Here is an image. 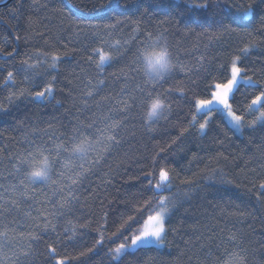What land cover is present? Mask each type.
I'll list each match as a JSON object with an SVG mask.
<instances>
[{
  "label": "trees",
  "instance_id": "1",
  "mask_svg": "<svg viewBox=\"0 0 264 264\" xmlns=\"http://www.w3.org/2000/svg\"><path fill=\"white\" fill-rule=\"evenodd\" d=\"M4 1L0 0V3ZM77 2L82 3L83 0ZM164 2L168 7L154 9L152 17H146L141 23L154 32L168 29L167 41L174 48L179 47L183 62L193 68L191 78L197 79V87H191L184 73H178L174 80H169L159 89L162 92L170 85L182 83L191 91L187 98L178 93L169 97L172 112L166 120L161 119L152 125L156 129L152 136L146 134L144 128L146 98L137 97L127 125L121 129L123 140L120 146L106 155L99 165H94L91 162L102 147L97 145L84 162L92 170L79 186L75 194L77 201L70 210L66 207L57 212L69 195V177L79 170L78 165L82 163L79 159L73 161L72 170H65V176L58 181L60 191L55 195L52 188L41 184L35 186L36 200L22 198L19 192H12L9 188L4 200L15 199L17 204L11 211L0 214V233L4 234L0 236L2 264H55L57 257L65 264H217V259L219 264H240L228 253L240 252L241 248L245 249L240 254L247 257V264H264V203L257 200V190L252 187L253 181L258 184L264 180V128L259 125L255 129L245 127L239 134L220 112L215 115L207 135L197 128H189L180 136L195 112V98H210L204 92L205 81L201 78L204 74L198 73L195 67L201 54L206 52L208 59L214 61V67L221 63L229 64L230 58L246 41L242 42L236 36L219 41L201 36L202 29L207 27L211 18L208 10L191 9L184 0ZM61 3H67V0H12L0 7V106L6 109L0 110V186L16 183L14 176L10 175L13 158L24 155L30 146L44 143L50 148L55 147L61 143V137L71 135L78 121L87 123L95 120L99 127H103L102 118L108 114V109L101 97L115 96L123 86H113L112 77L108 76L109 86L95 99L89 100V110H83L81 96L86 80L96 74L95 65L87 58L92 56L93 60L99 61L100 55L109 49L99 40L94 42L92 37L76 34L66 24L62 26V18L55 11ZM126 18L139 19V13L134 8L121 9L92 23ZM247 19L252 20L247 25L249 29L257 25V19L246 18V24ZM165 21L167 23H162ZM187 28H193L195 32L190 33ZM136 35L129 21L121 31L103 39L111 43L131 40ZM143 39L139 36L137 44ZM257 39L261 46L253 49L239 65L246 68L248 75L255 73L254 79L264 69V33L257 34ZM93 49H102L103 52ZM37 51L60 55L56 70L47 67L43 56L35 57L33 54ZM25 53L33 57L30 63L37 59L40 61L35 69V85L24 80L25 72L20 61L26 58ZM125 63V60H120L112 67L106 66V72H119ZM8 71L14 72L17 83H9L5 87L3 81ZM146 73H149L146 62L141 57L139 70L133 75L136 81H140L147 79ZM28 75L31 77L32 73ZM227 75L230 76V71ZM53 76L52 94L33 99L34 93L43 90ZM218 76V72H213V77ZM217 82L226 80L214 78L207 81L208 84ZM237 88L234 108L244 104L242 93L254 91L244 80L238 83ZM21 89L26 94L8 103L9 94L18 93ZM97 102H100V107H97ZM257 115L256 112L246 115V123ZM202 118L203 114L198 113L197 120ZM173 140H176L175 144H172ZM157 142L161 146L171 145L162 154L165 159L160 160V164L178 174L172 189L176 205L167 218L166 246L162 249L139 247L114 261L109 250L125 242L124 236L130 235L126 230L120 232V229L136 206L134 196L147 183L142 170H150V158L154 150L158 151ZM36 165L39 166V158ZM213 170L217 174L209 181L205 176ZM60 171V166L54 169L53 179H57L56 174ZM221 172L224 179L232 181L231 184L220 182ZM185 178L193 179L195 183L191 187L181 184ZM2 191L3 187H0ZM148 214L150 210L142 212L141 223L134 227L142 229ZM46 221L49 222L47 229ZM53 225L55 231L52 230ZM101 232L104 244L96 247L93 253L80 257V252H87L88 248L95 246ZM232 232L238 234L239 247L227 239ZM34 236L38 240L33 241ZM69 239L73 242L68 243ZM127 243L130 244V240ZM49 244L56 247L55 256L48 251Z\"/></svg>",
  "mask_w": 264,
  "mask_h": 264
},
{
  "label": "snow or ice",
  "instance_id": "2",
  "mask_svg": "<svg viewBox=\"0 0 264 264\" xmlns=\"http://www.w3.org/2000/svg\"><path fill=\"white\" fill-rule=\"evenodd\" d=\"M184 3L191 9L208 10L211 13L207 27L203 28L200 33L201 36H210L211 40L214 41L236 36L242 42H246L230 58L229 64L221 63L218 67L213 66L214 61L208 59L206 52L201 54L195 67L198 73L204 74L201 77L205 81L204 92L208 93L210 98H195V112L192 113L188 127L182 129L180 136L182 137L187 133L189 128H197L200 133L207 135L215 115L220 112L224 113L236 131H242L245 127L255 129L258 125L264 128V69L261 70V75L254 79L255 73L248 75L246 68L239 66L244 57L248 56L253 49L261 46L257 34L264 33V0H239V2L237 0H184ZM34 6L47 7V5L39 4H34ZM159 7H168V5L165 4L164 0H83L82 3H78L77 0H67V3H61V6L55 9L62 18V26L66 24L76 34L90 36L94 42L99 40L106 44L109 49L107 52H103L102 49H93L103 52L99 61L93 60L92 56L87 58L89 62L95 65L96 74L95 77H88L86 80L85 90L81 96L83 110H89V100L95 99L109 86L108 76L112 77L113 86L121 84L123 86L119 88L117 95L109 94L101 97V100L106 102L105 106L108 109V114L102 118L103 127H99L95 120H89L87 123L78 121L71 135L61 137V143L55 144V147L50 148L41 143L30 146L25 150L24 155L13 158V171L10 175L14 176L16 183L10 186H0L3 187V191L0 192V201L3 202L0 203V214L11 211L12 207L17 204L15 199L4 200V196L9 194V188L12 192H19L22 198L36 200L38 194L35 192V186L41 184L46 188H52L55 195L60 191L58 181L65 176V170H72L73 161L79 159L82 162L78 165L79 170L75 172L74 176L69 177L70 183L67 185L69 195L60 204L57 212L63 211L66 207L70 210L72 204L77 201L75 194L79 186L92 170L91 166L86 167L84 162L88 160L90 153L97 145L102 147L96 159L91 162L94 165H99L106 155L111 154L115 148L120 146L123 140L120 135L121 129L126 127L129 113L136 106L137 97L146 98L147 109L144 128L146 134L152 136L156 131L152 125L161 119L166 120L172 112L171 104L168 102L169 97L178 93L181 97L187 98L191 91V88L186 89L182 83L170 85L162 92L159 89L163 88L169 80H174L178 73H184L191 87H197V79L191 78L193 68L183 62L179 47L174 48L167 41L168 29L164 28L160 32H154L141 23L146 17H152L154 9ZM127 8H134L139 13V19L126 18L124 20L115 19L109 23H92L94 20L102 19L118 10ZM246 18L257 19V25L249 29L247 25L251 24L252 20L247 19L246 24ZM129 21L132 32L137 34L136 38L115 40L111 43L103 39L105 36L111 37L114 33L121 31L122 27ZM162 23H167V21ZM157 27L159 28L160 25ZM187 30L190 33L195 32L193 28H187ZM139 36H143L144 39L137 44L136 41ZM129 53H131L130 57ZM7 55L11 56L12 53H7ZM33 55L37 58L43 56L44 63L51 70H56L61 60V56L55 53L37 51ZM25 56L26 58L20 61L21 68L25 72L24 80L35 85V76L37 75L35 69L40 61L37 59L35 63H30L33 57L28 53H25ZM141 57L147 62V67L151 71L145 74L147 79L136 81L133 74L139 70ZM120 60H125L126 63L119 72H106V66L112 67L114 63ZM229 71L230 76L227 75ZM213 72H218L219 76L213 77ZM28 73H32V76L30 77ZM214 78H224L226 82L207 83ZM240 80L251 85L254 91L242 93L245 97L244 104L234 108V104H237L235 94L239 91L237 85ZM54 81L55 76L45 84L43 90L34 93L33 99L38 100L46 95H51L54 89ZM9 83L13 85L17 83L13 71H8L4 78V86H8ZM25 94L23 89L18 93L11 92L7 101L11 103ZM213 105L219 107H213ZM100 106V102H97V107ZM0 110L6 111L2 106H0ZM201 112H203V118L198 121L197 114ZM253 112L258 113V115L246 123V115ZM175 143L176 140H173L172 144ZM170 147L171 145L161 146L157 142L158 151L154 150L150 158V170H142L143 178L147 183L142 185L141 190L134 196L136 206L124 220L120 229V232L126 230L130 235L124 236L125 242L109 250L112 260L115 261L121 257L126 248L135 247L142 242L145 244L155 242L160 247L165 245L169 231L167 218L176 205L175 194L172 193V189L175 186L174 180L178 176V174H174V169H169L160 164V160L165 159L162 154L166 153ZM37 158H39V166L36 165ZM57 166H60L61 171L56 174L57 179H53L54 169ZM216 174V170H213L205 178L211 181ZM223 176L224 174L221 172V183H232L231 180L224 179ZM180 183L191 187L195 181L185 178ZM252 187L257 190V200L264 203V180H260L258 184L253 181ZM251 190L249 189V191ZM147 210H150V214L143 221V228L134 227L141 223L140 214ZM48 223L46 221L45 229H47ZM82 227H86V225H82ZM52 230L55 231L54 225ZM3 235L0 233V236ZM227 239L234 246L239 247L237 233H230ZM32 240L36 241L38 237L34 236ZM129 240L130 244L127 243ZM72 242L69 239L68 243ZM61 243H63V238H61ZM103 244L104 236L101 232L99 239L95 241V246L88 248L87 252H80L79 256L85 257ZM48 251L55 256L57 249L49 244ZM244 251L245 249L241 248L240 252L228 254L236 257L240 264H247V257L240 254ZM25 255L27 256L29 253H25ZM55 264H65V261L57 257ZM217 264H219L218 259Z\"/></svg>",
  "mask_w": 264,
  "mask_h": 264
},
{
  "label": "rangeland",
  "instance_id": "3",
  "mask_svg": "<svg viewBox=\"0 0 264 264\" xmlns=\"http://www.w3.org/2000/svg\"><path fill=\"white\" fill-rule=\"evenodd\" d=\"M146 62V61H145ZM146 67H147V62H146ZM147 70H148V72H149V69H148V67H147ZM242 80H240V82H241ZM42 99V98H41ZM213 107H219L218 105H213ZM223 115H224V113L223 112H221ZM199 114H203V112H201V113H199ZM224 117H225V119H226V121L228 122V124L232 127V125H231V123L229 122V120H228V118L224 115ZM233 128V127H232ZM234 129V128H233ZM235 130V129H234ZM236 131V130H235ZM237 133H239V134H241L242 132H243V130L242 131H236ZM143 228V227H142ZM144 246H154V247H157V248H160V249H162V248H165V246H166V243H165V245L163 246V247H160V246H158L155 242H152V243H148V244H145V243H141V244H139V245H137V246H135V247H129V248H126L125 249V251H124V253H122L121 254V257L127 252V251H132V250H135V249H137V248H139V247H144ZM121 257H119L118 259H120ZM117 259V260H118Z\"/></svg>",
  "mask_w": 264,
  "mask_h": 264
},
{
  "label": "water",
  "instance_id": "4",
  "mask_svg": "<svg viewBox=\"0 0 264 264\" xmlns=\"http://www.w3.org/2000/svg\"><path fill=\"white\" fill-rule=\"evenodd\" d=\"M12 0H5L4 2L0 3V7L4 6L5 4H8L9 2H11Z\"/></svg>",
  "mask_w": 264,
  "mask_h": 264
},
{
  "label": "clouds",
  "instance_id": "5",
  "mask_svg": "<svg viewBox=\"0 0 264 264\" xmlns=\"http://www.w3.org/2000/svg\"><path fill=\"white\" fill-rule=\"evenodd\" d=\"M149 71H151V69H149Z\"/></svg>",
  "mask_w": 264,
  "mask_h": 264
}]
</instances>
